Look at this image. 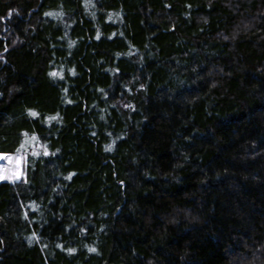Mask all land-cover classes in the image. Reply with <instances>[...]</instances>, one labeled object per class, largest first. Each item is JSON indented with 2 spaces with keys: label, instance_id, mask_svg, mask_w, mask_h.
<instances>
[{
  "label": "trees",
  "instance_id": "1",
  "mask_svg": "<svg viewBox=\"0 0 264 264\" xmlns=\"http://www.w3.org/2000/svg\"><path fill=\"white\" fill-rule=\"evenodd\" d=\"M0 153V264H264V0H0Z\"/></svg>",
  "mask_w": 264,
  "mask_h": 264
},
{
  "label": "rangeland",
  "instance_id": "2",
  "mask_svg": "<svg viewBox=\"0 0 264 264\" xmlns=\"http://www.w3.org/2000/svg\"><path fill=\"white\" fill-rule=\"evenodd\" d=\"M23 169L24 158L21 154L0 153V177H3L1 179L16 180L23 176Z\"/></svg>",
  "mask_w": 264,
  "mask_h": 264
},
{
  "label": "snow or ice",
  "instance_id": "3",
  "mask_svg": "<svg viewBox=\"0 0 264 264\" xmlns=\"http://www.w3.org/2000/svg\"><path fill=\"white\" fill-rule=\"evenodd\" d=\"M33 114H35V113H33ZM0 178H3V177H0ZM10 178V177H9ZM69 251H74L73 249H69Z\"/></svg>",
  "mask_w": 264,
  "mask_h": 264
}]
</instances>
